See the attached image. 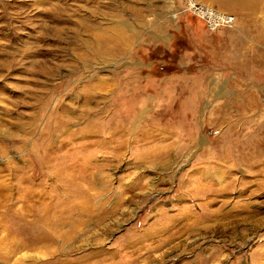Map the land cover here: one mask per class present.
Returning a JSON list of instances; mask_svg holds the SVG:
<instances>
[{"label":"rangeland","instance_id":"rangeland-1","mask_svg":"<svg viewBox=\"0 0 264 264\" xmlns=\"http://www.w3.org/2000/svg\"><path fill=\"white\" fill-rule=\"evenodd\" d=\"M0 264H264V0H0Z\"/></svg>","mask_w":264,"mask_h":264},{"label":"built area","instance_id":"built-area-1","mask_svg":"<svg viewBox=\"0 0 264 264\" xmlns=\"http://www.w3.org/2000/svg\"><path fill=\"white\" fill-rule=\"evenodd\" d=\"M186 11L192 12L195 17L202 19L208 29H214L220 24L232 25L235 21L233 15L219 13L196 2H192Z\"/></svg>","mask_w":264,"mask_h":264},{"label":"bare ground","instance_id":"bare-ground-1","mask_svg":"<svg viewBox=\"0 0 264 264\" xmlns=\"http://www.w3.org/2000/svg\"><path fill=\"white\" fill-rule=\"evenodd\" d=\"M45 239H46V237H44V238H42V239H41V237H40V240H45ZM49 240H50V238H49ZM50 241H51V240H50ZM52 242H53V241H52ZM261 254H262V253H261ZM261 254H260V255H261ZM261 257H262V256H261Z\"/></svg>","mask_w":264,"mask_h":264}]
</instances>
